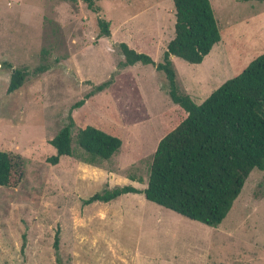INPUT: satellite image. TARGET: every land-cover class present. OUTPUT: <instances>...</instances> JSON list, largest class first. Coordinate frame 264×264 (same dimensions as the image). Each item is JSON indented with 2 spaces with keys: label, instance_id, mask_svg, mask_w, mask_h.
I'll return each instance as SVG.
<instances>
[{
  "label": "rangeland",
  "instance_id": "rangeland-1",
  "mask_svg": "<svg viewBox=\"0 0 264 264\" xmlns=\"http://www.w3.org/2000/svg\"><path fill=\"white\" fill-rule=\"evenodd\" d=\"M209 2L219 41L197 64L170 57L179 90L195 104L264 53V0ZM96 4L98 12L81 0H0V150L22 159L19 178L0 186V264H264V248L245 246L251 237L264 244V170L246 177L223 221L238 232L225 243L140 193L83 203L116 185L144 188L158 140L181 117L164 74L124 65L119 47L160 62L173 36L172 0ZM98 17L108 35L98 36ZM7 65L26 71L11 93ZM66 124L71 155L50 164L49 140ZM85 124L119 137L120 147L88 162L75 141Z\"/></svg>",
  "mask_w": 264,
  "mask_h": 264
},
{
  "label": "trees",
  "instance_id": "trees-1",
  "mask_svg": "<svg viewBox=\"0 0 264 264\" xmlns=\"http://www.w3.org/2000/svg\"><path fill=\"white\" fill-rule=\"evenodd\" d=\"M81 1L89 10L99 11L98 0ZM172 4L173 36L167 41L160 62L154 63L149 55L123 42L119 47L124 65L151 64L164 74L167 94L180 108L181 117L158 140L143 189L116 185L89 195L83 203L142 193L148 201L215 227L226 216L249 172L253 168L264 170V53L256 55L239 73L195 104L179 90L170 56L200 63L219 41L220 33L209 0H172ZM96 22L98 36L108 35L107 21L98 17ZM7 67L11 70L5 91L11 93L21 86L26 71ZM45 69L44 65L36 68L37 72ZM75 141L90 163L108 159L121 144L119 137L88 124L77 128ZM49 143L54 153L46 157L48 163L57 164L61 156H70V125L59 128ZM21 166L20 156L0 150V186L12 185L19 178ZM15 171L18 176L13 178Z\"/></svg>",
  "mask_w": 264,
  "mask_h": 264
},
{
  "label": "crops",
  "instance_id": "crops-1",
  "mask_svg": "<svg viewBox=\"0 0 264 264\" xmlns=\"http://www.w3.org/2000/svg\"><path fill=\"white\" fill-rule=\"evenodd\" d=\"M170 57H172V56H170ZM187 94V93H186ZM192 100V99H191ZM145 185H146V183H145ZM133 187H135V188H137L136 186H133ZM137 189H139V190H141V188H137ZM143 189V188H142ZM125 194H127V193H125ZM129 194V193H128ZM140 194H142V193H140ZM143 195V194H142ZM121 196V195H120ZM120 196H118V197H120ZM118 197H116V198H118ZM144 197V196H143ZM115 198V199H116ZM237 198V197H236ZM236 198L234 199V201L232 202V205H231V207H230V209H229V211L227 212V214H229L230 213V211H231V209H232V207H233V204L235 203V201H236ZM145 199V198H144ZM112 200H114V199H112ZM112 200H110V201H107V202H104V203H108V204H111V205H113L112 204ZM148 201V200H147ZM95 202V201H94ZM99 202H102V201H99ZM109 202H111V203H109ZM149 202H151V201H149ZM144 203V202H143ZM227 214H226V216H227ZM225 216V217H226ZM225 217L222 219V221L217 225V226H215V227H210L209 228V230L208 231H211V234H212V236H214V241H216V242H222V243H225L224 241H226V240H229V239H231V238H233V236H234V234L235 233H237L238 231L236 230V229H232L231 228V226H228V225H224L223 223V221H224V219H225ZM246 220V219H245ZM236 231V232H235ZM219 236H221V238H222V240H219L218 238H219ZM250 245H248V243H247V245H245V246H251V249H253L254 247H262V248H264V244L262 243V242H258V240H255L253 237H251V239H250ZM221 243V244H222ZM218 246V245H217ZM221 247L223 246L224 247V245H220ZM232 251V250H231ZM232 254H233V257L234 258H237L238 256H241V257H243L244 255H245V253H244V251H240V250H234V252L232 251Z\"/></svg>",
  "mask_w": 264,
  "mask_h": 264
}]
</instances>
